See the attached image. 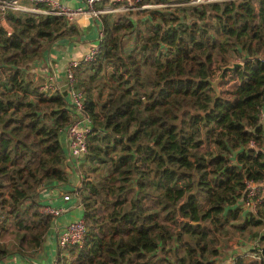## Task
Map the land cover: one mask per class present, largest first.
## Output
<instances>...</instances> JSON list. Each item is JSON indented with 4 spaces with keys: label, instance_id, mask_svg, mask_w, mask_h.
<instances>
[{
    "label": "trees",
    "instance_id": "16d2710c",
    "mask_svg": "<svg viewBox=\"0 0 264 264\" xmlns=\"http://www.w3.org/2000/svg\"><path fill=\"white\" fill-rule=\"evenodd\" d=\"M257 1L256 10L253 0H141L156 5L101 15L98 53L75 71L92 120L78 189L64 138L68 93L26 77L69 36V20L0 11V264L30 262L42 247L54 217L41 194L58 181L82 206L87 233L58 247L52 264H216L236 228L263 224L261 209L242 206L248 184L264 181ZM233 60L243 64L216 88ZM256 239L231 264H264V235Z\"/></svg>",
    "mask_w": 264,
    "mask_h": 264
},
{
    "label": "built area",
    "instance_id": "2783aa9c",
    "mask_svg": "<svg viewBox=\"0 0 264 264\" xmlns=\"http://www.w3.org/2000/svg\"><path fill=\"white\" fill-rule=\"evenodd\" d=\"M114 2L116 5H111L109 3L103 4V2ZM125 0H83L81 4L77 6L65 5L61 0H0V11L2 14L6 12H32V13H42V14H64L68 20L73 19L78 14H86L96 20H100L101 15L104 12L110 11H122L132 8H140L145 6H154L156 4H142L138 5L141 0H132L131 6H125L121 3ZM197 2H204L206 0H195ZM118 2L120 4H118ZM11 33V31H9ZM102 32L100 31V37ZM99 50V42L93 44L91 48L83 55L81 59H71L65 68V79L62 89H66L70 102L74 106L73 122L69 128L64 132V138L67 144L68 156L67 160L70 164L72 172L75 168L80 167L84 158L89 151L88 143V133L92 127V120L89 114L85 112V101L84 92L79 87L78 79L76 77V68L81 61H91L95 58ZM50 64V62H49ZM51 65V64H50ZM54 84H60L55 82L50 84L49 82H44L41 84V89L44 91H50V88L60 89ZM77 172V171H75ZM82 173L79 172V181L74 185L79 187L81 182ZM60 186L66 187L68 183L63 181L58 183ZM259 187H261V192ZM75 188V187H74ZM69 193H65L66 199H70L73 194L70 193V187L67 188ZM47 190V185L43 189L42 193ZM264 201V181L260 183L250 182L242 198V206L249 208L250 210L257 211L259 206ZM42 210L45 213L52 214L53 217H57L63 211V207L54 206L52 204H43ZM87 233L86 222L83 217H78L72 219L65 223L57 231L56 241L60 248H65L72 244H81ZM3 264H36L29 263L20 260L17 256H12L8 258ZM52 264V262L50 263Z\"/></svg>",
    "mask_w": 264,
    "mask_h": 264
},
{
    "label": "crops",
    "instance_id": "0c3cea01",
    "mask_svg": "<svg viewBox=\"0 0 264 264\" xmlns=\"http://www.w3.org/2000/svg\"><path fill=\"white\" fill-rule=\"evenodd\" d=\"M83 0H61L63 4L70 6H77L82 3ZM129 1V0H128ZM131 1V0H130ZM70 32L68 37H63L54 42V45H50L46 48L44 55L41 59H46L50 64L46 66H37L38 59L31 63L30 73L36 71L38 76L44 78V82H49L50 84L58 82L60 84H54L59 88L63 87L65 79V68L67 63L71 59H82L83 55L91 48V46L97 43V39L100 36L101 25L100 22L86 14H78L73 19L69 20ZM45 64V63H43ZM35 66V68L32 67ZM37 66V67H36ZM56 90L55 88H50V91ZM262 127L264 133V109L262 114ZM70 172L71 184H75L79 181V173ZM58 182H53L47 185V190L41 194L43 202L45 204H52L54 206L63 207V211L57 217H54L52 226L46 236V239L42 247L36 251L31 257L29 263L36 264H50L55 260L57 253V241L56 235L58 229H60L68 221L83 216L82 206L73 197L66 199L64 194L69 193L68 187L60 186ZM263 216L262 225H254L252 222L247 223L245 228H236L235 231L227 238V242H231L229 248L223 250L222 254L218 258L216 264H231L232 259L238 253H243L250 250L257 240L256 238L264 235V202L259 206ZM253 211V210H251ZM255 214L258 212L253 211ZM251 217L249 218V220ZM260 235L257 237L252 236L251 231L257 230ZM254 237V238H253ZM32 261V262H31Z\"/></svg>",
    "mask_w": 264,
    "mask_h": 264
},
{
    "label": "rangeland",
    "instance_id": "374dc122",
    "mask_svg": "<svg viewBox=\"0 0 264 264\" xmlns=\"http://www.w3.org/2000/svg\"><path fill=\"white\" fill-rule=\"evenodd\" d=\"M131 2H132V0L131 1L130 0L129 1L128 0H125L121 4L122 5L125 4V6L127 7ZM253 5H254V8L257 10V8H258V1L257 0H253ZM134 9L135 10H138L139 8H134ZM124 11L125 10H122V11H119V12H124ZM250 12H252V10H250ZM0 24H6L5 18H3L1 15H0ZM97 41L99 42V39H97ZM53 45H54V42L52 44H50V47H52ZM218 57H219V54H218ZM37 59L39 61L38 64H37V66H41L42 67V66H46V64L49 63L48 60L41 59V56H40V58H37ZM43 63H45V64H43ZM32 67L35 68L34 65H32ZM35 72L36 71L33 70L32 73H30V72H27L26 73V74H28V75H26V77H27V81L30 84V86L39 85V84L41 85L43 83V81H44V78H42L41 76H38ZM87 167H88V163H85V164L81 165V167L78 169V171H80V173H84ZM79 217H82V216H79ZM230 245H231V242L225 241V243L223 245V250L226 249V248H229ZM34 256H35V254H34Z\"/></svg>",
    "mask_w": 264,
    "mask_h": 264
},
{
    "label": "water",
    "instance_id": "95a60500",
    "mask_svg": "<svg viewBox=\"0 0 264 264\" xmlns=\"http://www.w3.org/2000/svg\"><path fill=\"white\" fill-rule=\"evenodd\" d=\"M81 60H82V59H81ZM242 64H243L242 61H239V60H233V61H231L230 64L224 65L223 68H222V72H221V74H220L216 79L213 80V83H214L215 87L218 88V83H219V81L221 80V78H222L224 72H225L227 69H234L236 66H238V65H242Z\"/></svg>",
    "mask_w": 264,
    "mask_h": 264
}]
</instances>
